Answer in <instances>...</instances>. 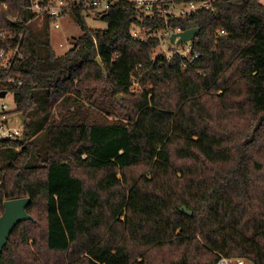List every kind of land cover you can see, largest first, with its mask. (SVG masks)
<instances>
[{"label":"trees","instance_id":"1","mask_svg":"<svg viewBox=\"0 0 264 264\" xmlns=\"http://www.w3.org/2000/svg\"><path fill=\"white\" fill-rule=\"evenodd\" d=\"M19 3L0 0V47L21 54L0 88L24 128L0 143V215L30 196L31 218L0 264H264V5L218 0L175 21L199 28L183 70L132 39L153 24L125 0L95 16L105 28L70 11L82 33L61 54Z\"/></svg>","mask_w":264,"mask_h":264},{"label":"built area","instance_id":"2","mask_svg":"<svg viewBox=\"0 0 264 264\" xmlns=\"http://www.w3.org/2000/svg\"><path fill=\"white\" fill-rule=\"evenodd\" d=\"M116 0H22L20 7L30 14L26 23H31L39 18L42 21L48 20L54 28H59V18L72 10H80L86 15H100L108 10ZM130 5L137 21H150L153 26L139 25L138 23L131 30L133 40L146 43L150 38H155L158 44L153 48L151 58H165L170 60L178 56L183 61V70H186V62L193 60L200 55L195 49L198 43V35L182 42H177L178 35L171 40L172 34L183 31L179 25H174L175 21L191 18L195 13L206 10L217 12L215 3L218 0H125ZM6 5V4H4ZM224 30L217 29L216 34L221 35ZM0 38H9L5 32H0ZM60 45H62L60 43ZM16 56H21L18 44H8L0 47V67L8 70ZM13 81L11 77H2L0 85ZM20 82H18L19 84ZM16 84V83H14ZM138 82L135 80L131 90H136ZM2 90V88H0ZM7 93V92H6ZM0 113V143L8 140L19 139L22 130L19 127L10 125L8 118V106L3 103ZM218 264H245L242 258H221Z\"/></svg>","mask_w":264,"mask_h":264},{"label":"rangeland","instance_id":"3","mask_svg":"<svg viewBox=\"0 0 264 264\" xmlns=\"http://www.w3.org/2000/svg\"><path fill=\"white\" fill-rule=\"evenodd\" d=\"M258 1L264 5V0H258ZM84 18H85L86 25L88 27L96 28V29L106 27V22L101 20L100 18L94 17V15H90V14L84 15ZM42 23L43 22L41 19L36 18L31 22V25L34 27H41ZM59 23H60V27L57 29L54 28L53 25L49 23V34H50L51 44L54 50L57 53L61 54L65 50L73 46L74 41L82 33V30L80 28V25L74 19L73 14L71 12H67L66 14L61 16L59 18ZM60 43L62 45H60ZM3 103H5L8 106L7 110H8V118H9L10 125L19 127L22 130V132H24V128L22 126L21 115L19 113L12 112V110L15 107V104H14L13 95L11 92H7L4 97H0V113L2 112L1 105ZM112 117L113 115L109 116V118H112ZM1 149L2 147H0V150ZM17 150H19V148H17ZM2 158H4V156H2ZM245 264H251V263L245 261Z\"/></svg>","mask_w":264,"mask_h":264},{"label":"water","instance_id":"4","mask_svg":"<svg viewBox=\"0 0 264 264\" xmlns=\"http://www.w3.org/2000/svg\"><path fill=\"white\" fill-rule=\"evenodd\" d=\"M199 33L198 27H192L188 28L186 30H183L179 32L178 34H172L171 40L175 38L176 35L179 37L177 38V42H182L187 39H191L195 36H197ZM95 62L101 67L104 68V65L97 56L95 58ZM6 95V90H0V97H4ZM119 95H117V98L119 99ZM31 198L30 196H23V197H17V198H10L6 199L3 202V210L0 215V253L5 246L9 235L13 228L16 226V224L19 221L27 220L31 218V215L27 213L26 206L30 202ZM186 212L191 214V211H188L186 207H183Z\"/></svg>","mask_w":264,"mask_h":264}]
</instances>
